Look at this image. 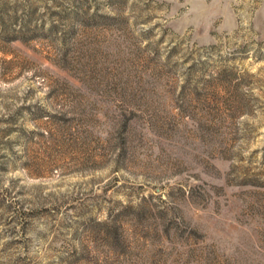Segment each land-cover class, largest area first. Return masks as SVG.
<instances>
[{
  "label": "rangeland",
  "instance_id": "obj_1",
  "mask_svg": "<svg viewBox=\"0 0 264 264\" xmlns=\"http://www.w3.org/2000/svg\"><path fill=\"white\" fill-rule=\"evenodd\" d=\"M0 264H264V0H0Z\"/></svg>",
  "mask_w": 264,
  "mask_h": 264
}]
</instances>
